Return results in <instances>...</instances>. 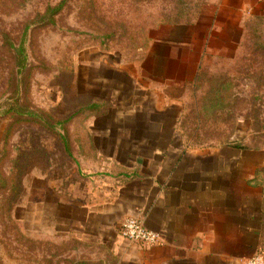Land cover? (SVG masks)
Instances as JSON below:
<instances>
[{
    "label": "crops",
    "instance_id": "1",
    "mask_svg": "<svg viewBox=\"0 0 264 264\" xmlns=\"http://www.w3.org/2000/svg\"><path fill=\"white\" fill-rule=\"evenodd\" d=\"M256 18H264V0H203L192 21L160 23L150 31L139 56L149 50L153 71L139 76L138 104L126 121L100 128L121 130L122 137L93 135L85 145L96 166L74 185L43 176V185L33 187L43 192L37 204L42 237L27 234V258L56 264H248L264 254V148L187 138L180 114L189 111L179 109L198 98L202 68L235 57L248 21ZM160 68L165 75L157 74ZM178 69L182 75L175 78ZM128 216L142 219L159 242L124 238ZM5 255L2 249L0 260Z\"/></svg>",
    "mask_w": 264,
    "mask_h": 264
},
{
    "label": "rangeland",
    "instance_id": "2",
    "mask_svg": "<svg viewBox=\"0 0 264 264\" xmlns=\"http://www.w3.org/2000/svg\"><path fill=\"white\" fill-rule=\"evenodd\" d=\"M136 1L24 0L6 5L0 0V251L6 253L0 264H56L41 256L27 258V234L42 235L37 204L43 192L33 187L43 185V176L64 177L65 184L74 185L96 166L86 142L96 133L122 137L121 130L100 128L129 118L127 111L139 101V76L153 71V65L149 50L139 56L138 42L144 37L133 41L130 29L122 28H128L125 23L111 28L109 16L119 10L132 24L146 22L155 4L143 2L141 10L139 4L135 10ZM61 3L53 23L40 21L48 6ZM255 72L242 74L239 82L237 75L230 91H220L228 97L225 105L209 104L217 114L206 116L214 129L207 136L190 134L196 122L190 113L195 101L185 100L179 109L190 114H180L187 138L211 145L228 138V146L264 148V85L254 81L264 79V65ZM157 74L163 76L165 70ZM173 75L182 74L178 69ZM238 97L243 100L240 105ZM100 101L110 105L104 114L90 108ZM20 110L21 118L16 113ZM39 241L36 249L42 253Z\"/></svg>",
    "mask_w": 264,
    "mask_h": 264
},
{
    "label": "trees",
    "instance_id": "3",
    "mask_svg": "<svg viewBox=\"0 0 264 264\" xmlns=\"http://www.w3.org/2000/svg\"><path fill=\"white\" fill-rule=\"evenodd\" d=\"M3 1L6 5L8 4V2H11V4L14 5L15 3H17V1L24 0ZM202 1L203 0H139L136 1L138 3L134 4L136 6L135 10H137L138 4L139 10H141L140 6L143 4V2L145 4H147V2H154L155 4V8L153 10L154 12L150 15L146 22H134V24H132V22L129 21L130 19L124 20L121 11L114 10V14L111 13L112 15L109 16V18L112 17V23H110V26H112L111 28H115L117 26H120L119 23L127 24L128 28L126 26L120 27H122L125 31L130 29L128 36L130 38H133V41H137L140 37H144V42H138V46L140 47L143 44L147 43L150 31L156 28L160 23L179 24L192 21L196 14V10L200 7ZM62 3L54 7L48 6L46 11L42 14L40 21H43L45 23L46 21H48L49 23H53L55 21V16L61 11L63 5ZM119 14H121L120 18ZM119 29L121 30V28ZM5 36L6 38H9L8 34H5ZM238 47V52L236 53L234 58L219 59L216 61V63H211L208 65V67L202 68L200 74L197 76L195 82V91L198 98L194 103L195 110L190 112L192 114H195L194 117L196 119V122L193 123V126L190 129V134L192 136L194 134L196 135V137H198L199 135L207 136L206 133L211 134L212 130H214L212 128V123H209V119H207L206 121L205 119L207 118L206 116H215L217 114V109H212L211 111V105L209 104H212V102H214L225 105L224 100L228 99V97L227 95H220V91H223V88H225L226 91H230L229 88H231V84H233V81L237 75L239 82V76L241 77L242 74H254L256 73V70L259 71L263 67L264 18H256L248 21L246 25V33L242 36ZM23 50V47L18 48V52L20 54L23 52ZM254 81H257L259 85H264V79L259 80V82L256 79ZM221 100L223 101V103L221 102ZM241 102L243 103V100L238 97V104L240 105ZM109 107L110 105L106 101H100L90 104V108L96 111L97 114H104L105 112H107ZM201 107H203L204 110H201ZM254 111L259 112L258 110ZM16 113H18L20 118L23 117L20 115H23V111H21L20 113L16 111ZM220 115L221 114H219L218 116L220 117ZM20 118H17L16 115V120L23 121ZM226 140L228 142V138L220 142L227 144Z\"/></svg>",
    "mask_w": 264,
    "mask_h": 264
},
{
    "label": "built area",
    "instance_id": "4",
    "mask_svg": "<svg viewBox=\"0 0 264 264\" xmlns=\"http://www.w3.org/2000/svg\"><path fill=\"white\" fill-rule=\"evenodd\" d=\"M122 235L124 238L146 245L159 242V234L148 228L142 219L128 216L122 222ZM248 264H264V254L258 253L250 257Z\"/></svg>",
    "mask_w": 264,
    "mask_h": 264
}]
</instances>
